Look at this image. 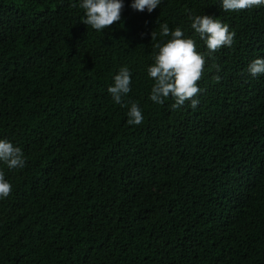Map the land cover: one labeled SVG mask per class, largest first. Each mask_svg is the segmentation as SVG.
I'll list each match as a JSON object with an SVG mask.
<instances>
[{
	"label": "trees",
	"instance_id": "obj_1",
	"mask_svg": "<svg viewBox=\"0 0 264 264\" xmlns=\"http://www.w3.org/2000/svg\"><path fill=\"white\" fill-rule=\"evenodd\" d=\"M81 2L0 0V139L25 160L0 161L12 185L0 264H264V74L247 71L264 58V6L161 0L149 13L123 0L98 32ZM198 15L227 24L233 45L209 54ZM163 24L205 55L195 109L150 100ZM121 67L131 91L116 104ZM132 103L140 125L127 123Z\"/></svg>",
	"mask_w": 264,
	"mask_h": 264
},
{
	"label": "clouds",
	"instance_id": "obj_2",
	"mask_svg": "<svg viewBox=\"0 0 264 264\" xmlns=\"http://www.w3.org/2000/svg\"><path fill=\"white\" fill-rule=\"evenodd\" d=\"M160 3L161 0H132L131 8L151 13ZM260 6H264V0H221V8L225 12ZM79 7L84 11L85 17L81 23L99 32L121 20L124 3L123 0H82ZM190 19L191 28L204 42L209 54L233 45L236 33L230 31L229 26L219 19L209 15H198ZM160 27V35L170 39L154 45L158 52L154 56V64L147 69L148 76L155 81L151 88L150 100L163 104L166 98L171 97L174 100L171 105L173 109L183 106L186 101H191V107L195 109L199 103L195 97L201 92L198 81L204 75L205 55L197 51L194 39L184 38V33L179 27L175 30H170L167 24ZM151 36L152 41L156 39L154 31ZM216 67L219 71V67ZM247 71L252 77L264 74V58L258 57L251 61ZM214 78L217 82L220 80L219 76ZM130 85L131 72L127 67H121L114 76V84L107 91L116 104H121L122 97L131 91ZM127 116L129 125H140L144 119L136 103L131 104ZM0 161L9 169L25 166L21 148L5 139H0ZM11 192L12 185L5 179L3 171H0V199L7 198Z\"/></svg>",
	"mask_w": 264,
	"mask_h": 264
}]
</instances>
